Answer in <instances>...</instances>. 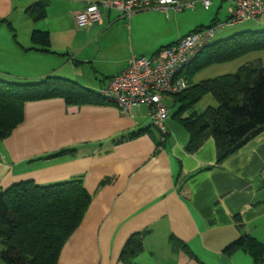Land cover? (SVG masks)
<instances>
[{
	"label": "crops",
	"instance_id": "obj_1",
	"mask_svg": "<svg viewBox=\"0 0 264 264\" xmlns=\"http://www.w3.org/2000/svg\"><path fill=\"white\" fill-rule=\"evenodd\" d=\"M37 1L0 0V77L34 81L54 75L93 91L122 71L131 55H150L220 20L222 13L227 18L233 2L210 0L205 8L197 1L193 9L168 14L149 9L133 14L128 23L119 20L125 17L118 11L103 10L98 23L77 27L75 12L96 0H46L45 16L32 20L26 8ZM250 21L248 29H264V0L262 14ZM115 28L124 41L133 30L161 34V41L115 59L106 52L107 36ZM33 30L48 33L47 50L33 44ZM222 64L200 70L191 82H200L204 70ZM165 100L178 109L172 97ZM202 100L216 106L211 94L195 105ZM167 107V132L162 134L144 130L151 125L146 105L122 113L105 101L68 104L50 98L24 103L22 122L0 140V190L28 179L40 185L78 179L90 195L56 264H264V258L256 262L244 250L223 253L242 234L264 245V131L217 164L213 138L188 151L189 133L178 121L177 109L170 113ZM65 149L74 151L61 154ZM144 231L142 251L121 262L128 237ZM170 237L190 252L173 250Z\"/></svg>",
	"mask_w": 264,
	"mask_h": 264
},
{
	"label": "trees",
	"instance_id": "obj_2",
	"mask_svg": "<svg viewBox=\"0 0 264 264\" xmlns=\"http://www.w3.org/2000/svg\"><path fill=\"white\" fill-rule=\"evenodd\" d=\"M46 5V0H39L28 6L26 13L38 20L45 16ZM31 40L47 50V32L33 30ZM258 50H264V29L242 30L206 45L179 73L186 80L183 79L186 88L172 98L178 103V121L189 133L188 151H195L211 137L219 164L264 131V65L260 59L246 62L232 73L191 82L197 72L210 65ZM205 94L213 96L216 106L195 111V104ZM50 98H62L68 104L105 101L96 90L60 76L48 75L34 81L0 77V140L9 137L22 122L25 102ZM151 128L157 130L152 125L144 130ZM73 151L65 149L60 153ZM89 202L90 195L78 179L47 185L28 179L0 190V259L6 264H56L63 244L80 224ZM145 233L136 232L128 237L119 255L121 262L127 263L142 251ZM170 245L173 250L190 252L175 237H170ZM238 250L248 252L256 262L264 258V245L249 234L226 245L223 253L230 255Z\"/></svg>",
	"mask_w": 264,
	"mask_h": 264
},
{
	"label": "built area",
	"instance_id": "obj_3",
	"mask_svg": "<svg viewBox=\"0 0 264 264\" xmlns=\"http://www.w3.org/2000/svg\"><path fill=\"white\" fill-rule=\"evenodd\" d=\"M197 1L205 8L211 3L210 0H96L75 12L74 23L77 27L98 23L103 10H116L125 18L149 9H158L166 14L169 10L181 12L193 9ZM262 12L263 0H233L224 21H216L208 27L189 32L175 43L150 55H131L125 68L111 76L107 84L96 92L106 102L116 105L122 113H128L138 105L148 106L151 125L165 134L168 107L164 99L186 88L179 73L202 48L213 41L218 30L257 20Z\"/></svg>",
	"mask_w": 264,
	"mask_h": 264
},
{
	"label": "rangeland",
	"instance_id": "obj_4",
	"mask_svg": "<svg viewBox=\"0 0 264 264\" xmlns=\"http://www.w3.org/2000/svg\"><path fill=\"white\" fill-rule=\"evenodd\" d=\"M212 9L209 11V14L213 15ZM198 10L201 13H207V11H205L204 9L197 7L196 11H198ZM223 12H225V11H223ZM111 14H118V12L116 10H111ZM228 15L229 14H227V16ZM49 19H50V17H49ZM50 20H53V18H51ZM119 20L124 21L125 23H128V18H125V19L119 18ZM224 20H225V17L222 13V15H220V20H218V21H224ZM249 23H251V21H247V22L244 21V22L237 23V24H234L231 26H226V27L218 30L215 33L213 41L217 40V39H222V38L231 36L232 34L237 33L239 31H242V30H247L249 28V27H247V25ZM208 25H206V26H208ZM165 29H169V28L166 27ZM170 29L174 30V26L171 27ZM113 31H114L113 34L107 36L108 46H107L106 52L109 53L110 57L115 58V59H119V58L123 57V55H125L126 53L128 55V54H131L132 52H137V51L140 52V50L143 48H146V49L149 48L150 49L151 46H154L157 44V42L161 41V39H160L161 34L154 37L153 35L146 34V33L136 34L134 30H133L131 39L129 38V39H127V41H124V38L122 36L120 28H115ZM134 50H136V51H134ZM109 56H107V57H109ZM257 56L259 58H261L260 60L262 61L263 65H264V50H258V51H254V52L248 53L246 55H243L242 57L235 59L232 62H228V63H224L222 65H215L213 67H210V68L204 70V72H202V74H200L199 77L201 79H206V78H212V77H215V76H218L221 74L232 73L236 70V68L239 64H244L245 61L256 60L254 58ZM214 67H217V68H214ZM28 81H30V80H28ZM209 97H211V96H209ZM165 103L167 104V106H169L170 113L177 109V106L172 105L169 100H165ZM206 104H208L207 101L202 100V102H200V104L195 105L193 109L197 112H201L203 109H205L207 107ZM0 264H6V263L0 259Z\"/></svg>",
	"mask_w": 264,
	"mask_h": 264
}]
</instances>
